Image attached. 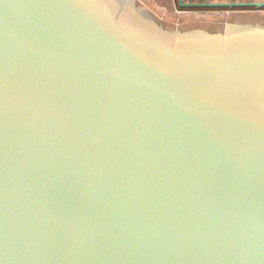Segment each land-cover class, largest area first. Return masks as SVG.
<instances>
[{
  "label": "water",
  "instance_id": "obj_1",
  "mask_svg": "<svg viewBox=\"0 0 264 264\" xmlns=\"http://www.w3.org/2000/svg\"><path fill=\"white\" fill-rule=\"evenodd\" d=\"M229 21L0 0V264H264V18Z\"/></svg>",
  "mask_w": 264,
  "mask_h": 264
},
{
  "label": "rangeland",
  "instance_id": "obj_2",
  "mask_svg": "<svg viewBox=\"0 0 264 264\" xmlns=\"http://www.w3.org/2000/svg\"><path fill=\"white\" fill-rule=\"evenodd\" d=\"M140 5L152 11L157 19L173 26L188 22L229 23L234 14L257 15L264 18V9L229 12L222 9L180 10L175 0H138ZM159 5L162 7L159 8Z\"/></svg>",
  "mask_w": 264,
  "mask_h": 264
},
{
  "label": "crops",
  "instance_id": "obj_3",
  "mask_svg": "<svg viewBox=\"0 0 264 264\" xmlns=\"http://www.w3.org/2000/svg\"><path fill=\"white\" fill-rule=\"evenodd\" d=\"M185 2H190V1H195V0H184ZM199 1V0H197ZM201 2H231V1H235V2H244V1H247V2H262L264 0H200ZM178 6V5H177ZM161 6L159 5V8ZM162 8V7H161ZM179 8V7H178ZM223 11H229V10H223ZM229 12H235V11H229Z\"/></svg>",
  "mask_w": 264,
  "mask_h": 264
},
{
  "label": "flooded vegetation",
  "instance_id": "obj_4",
  "mask_svg": "<svg viewBox=\"0 0 264 264\" xmlns=\"http://www.w3.org/2000/svg\"><path fill=\"white\" fill-rule=\"evenodd\" d=\"M190 2H201L200 0L199 1H197V0H195V1H190ZM235 2V1H234ZM239 2V1H238ZM244 2H247V1H244ZM222 10H229V11H234V10H237V11H243V10H245V11H249V10H251L250 8H244V9H222Z\"/></svg>",
  "mask_w": 264,
  "mask_h": 264
},
{
  "label": "trees",
  "instance_id": "obj_5",
  "mask_svg": "<svg viewBox=\"0 0 264 264\" xmlns=\"http://www.w3.org/2000/svg\"><path fill=\"white\" fill-rule=\"evenodd\" d=\"M175 2H176V0H175ZM176 4H177V2H176ZM180 9V8H179ZM180 10H197V9H180ZM200 10V9H199Z\"/></svg>",
  "mask_w": 264,
  "mask_h": 264
}]
</instances>
